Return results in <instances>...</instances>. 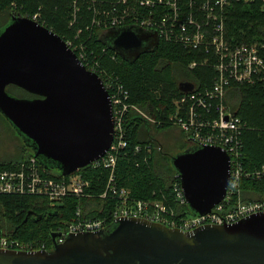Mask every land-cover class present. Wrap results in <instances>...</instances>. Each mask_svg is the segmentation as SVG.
I'll return each mask as SVG.
<instances>
[{"label":"water","instance_id":"1","mask_svg":"<svg viewBox=\"0 0 264 264\" xmlns=\"http://www.w3.org/2000/svg\"><path fill=\"white\" fill-rule=\"evenodd\" d=\"M101 40L131 60L159 43L157 32L136 25L104 30ZM10 85L35 96L14 95ZM193 87L180 83L184 91ZM0 113L34 156L61 175L101 158L113 142L112 102L101 77L59 34L29 17L14 15L0 29ZM170 162L192 213L206 214L225 197L231 159L219 146L197 144ZM58 235L51 233V250L0 248V264H264V212L193 231L126 217L62 243Z\"/></svg>","mask_w":264,"mask_h":264},{"label":"built area","instance_id":"2","mask_svg":"<svg viewBox=\"0 0 264 264\" xmlns=\"http://www.w3.org/2000/svg\"><path fill=\"white\" fill-rule=\"evenodd\" d=\"M108 1H116L114 4L119 7L109 8V4L106 5ZM253 1L255 0H74L75 14L70 25H74L78 20L76 11L86 6L92 13V23L102 31L136 25L157 32L159 40L175 42L186 49H204L205 64L211 63L209 54H213L216 60L214 67L218 74L214 77L212 85L201 88L193 82L194 87L183 91L175 100V111L169 115L168 120L188 134L190 140L196 144L222 148L230 156L231 170L225 197L206 214L191 212L178 173L171 183L170 192L161 191L160 198L152 200L133 197L131 188L117 182L116 169L119 156L125 152L127 146L124 139L127 129L125 114L130 110L136 112L140 108L126 101L127 97L123 96L126 90L119 84L117 77L103 74L98 57L93 55V52L87 55V48L78 40L82 31L78 29L74 38H68L66 43L86 68L101 77L112 102L113 142L104 156L88 166L92 169L109 170L107 184L100 198L113 199L114 206L106 217L83 216L82 208L77 207L69 222L55 230L60 233L57 242L66 241L70 234L103 229L119 218H143L170 228L193 231L208 224L235 223L250 215L264 212V201H245L242 197V181L246 178L264 177V165L254 170L245 169L241 136L246 124L226 103L230 85L264 84V42L233 43L228 39L226 31L230 8L239 2ZM261 2L264 8V0ZM32 19L40 22V15L37 13ZM195 66L196 60L189 65L190 68ZM117 86L120 88L119 92L116 90ZM149 120L162 124V120L156 121L151 117ZM136 150H141V146H137ZM86 167L57 177L52 175L53 170L39 163L35 156H31L0 170V192L43 195L48 198L53 208L67 197H93L94 183L92 178L83 172ZM180 207L183 211L179 212ZM190 213L192 216L188 217ZM0 248L48 250L45 243L23 241L9 237L2 231Z\"/></svg>","mask_w":264,"mask_h":264},{"label":"trees","instance_id":"3","mask_svg":"<svg viewBox=\"0 0 264 264\" xmlns=\"http://www.w3.org/2000/svg\"><path fill=\"white\" fill-rule=\"evenodd\" d=\"M73 2L74 0H0V29L14 15L32 18L38 13L40 23L55 31L65 41L73 39L78 29L82 30L78 40L84 43L87 55L93 52L99 59L103 74H112L118 78L119 84L126 90L123 95L127 97L126 101L138 106L152 119L162 120L161 125L152 124L151 120L148 121L133 110L125 114L127 129L124 139L127 146L119 156L116 169L117 182L131 188L133 197L152 200L160 198L161 191L170 192L177 172L171 166V154L164 150L163 145L155 142L150 127L157 130L174 126L168 118L175 111V100L184 91L179 85V79L182 78L179 77L180 74L186 76L183 77L186 78L184 80L196 82L201 88L209 87L218 74L214 67L216 60L211 53V63L205 64L204 49H186L180 44L163 39L153 48L141 53L139 58L126 59L101 40L103 31L92 23L93 16L86 8V1V6L76 11L77 22L70 25L75 14ZM115 2L108 1L106 5L117 9L119 6ZM226 31L228 39L233 43L264 42V8L261 0L239 2L232 6L226 20ZM194 60L197 61V66L190 68L189 65ZM119 89L117 86L118 92ZM7 90L19 97L35 96L16 85L8 86ZM226 103L246 124L241 136L245 169L260 168L264 165V84H232L227 90ZM0 116L10 124L1 113ZM17 137L22 142L19 156L1 160L0 170L34 156L32 148L18 135ZM139 145L141 150L137 151L136 147ZM38 161L45 166L43 160ZM50 169L55 172V169ZM54 172L52 175L61 176V173ZM83 172L92 178L94 196L67 197L54 208L43 195L0 192V231L9 237L34 244L45 243L51 250V233L65 226L74 216L77 207L82 208L83 216L86 217L109 216L114 200L100 198L107 184L109 170L92 169L88 166ZM241 186L245 201H264V177L246 178ZM180 211H183L182 207L179 208ZM49 213L53 216L49 217ZM36 214L45 216L36 221Z\"/></svg>","mask_w":264,"mask_h":264},{"label":"rangeland","instance_id":"4","mask_svg":"<svg viewBox=\"0 0 264 264\" xmlns=\"http://www.w3.org/2000/svg\"><path fill=\"white\" fill-rule=\"evenodd\" d=\"M179 77H182L179 81L186 79L183 78L186 77L183 74H180ZM139 110L136 112L144 114V117H146L149 121V115L147 113H143L141 109ZM150 129L152 130V137L155 138V142L163 145L164 150H167L171 156L197 145L195 142L190 140L188 134L177 126H169L157 130L151 126ZM21 147L22 142L17 137L16 131L13 130L11 125L2 116H0V161L18 157ZM55 173L59 172L55 170ZM190 216H192V213L188 215V217Z\"/></svg>","mask_w":264,"mask_h":264},{"label":"flooded vegetation","instance_id":"5","mask_svg":"<svg viewBox=\"0 0 264 264\" xmlns=\"http://www.w3.org/2000/svg\"><path fill=\"white\" fill-rule=\"evenodd\" d=\"M145 48L149 49V48H150V45H148V44H147V45H145ZM130 54H131L130 56L132 57V56H133V54H134V51H132ZM139 57H140V56H139ZM36 97H37V96H36Z\"/></svg>","mask_w":264,"mask_h":264},{"label":"bare ground","instance_id":"6","mask_svg":"<svg viewBox=\"0 0 264 264\" xmlns=\"http://www.w3.org/2000/svg\"><path fill=\"white\" fill-rule=\"evenodd\" d=\"M250 43H251V41H250ZM175 44V43H174ZM243 161V160H242ZM156 192V191H155Z\"/></svg>","mask_w":264,"mask_h":264},{"label":"crops","instance_id":"7","mask_svg":"<svg viewBox=\"0 0 264 264\" xmlns=\"http://www.w3.org/2000/svg\"><path fill=\"white\" fill-rule=\"evenodd\" d=\"M183 81H186V80H183ZM189 81V80H188Z\"/></svg>","mask_w":264,"mask_h":264}]
</instances>
